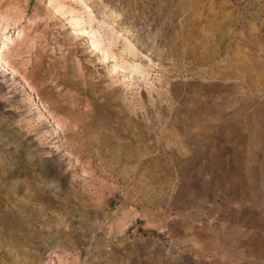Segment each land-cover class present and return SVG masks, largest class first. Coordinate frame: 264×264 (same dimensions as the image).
<instances>
[{"label":"rangeland","instance_id":"rangeland-1","mask_svg":"<svg viewBox=\"0 0 264 264\" xmlns=\"http://www.w3.org/2000/svg\"><path fill=\"white\" fill-rule=\"evenodd\" d=\"M84 2L0 0V264H264V0Z\"/></svg>","mask_w":264,"mask_h":264},{"label":"bare ground","instance_id":"bare-ground-1","mask_svg":"<svg viewBox=\"0 0 264 264\" xmlns=\"http://www.w3.org/2000/svg\"><path fill=\"white\" fill-rule=\"evenodd\" d=\"M48 1L53 10L67 15L69 22L73 26H76L77 29L79 27L84 33L90 36L91 45L94 49L102 53L105 60L113 59L117 61L127 54L135 55V48L128 44L125 39H121L120 36L122 34L116 33L108 28L106 24L98 21L84 0H75L74 3L70 0ZM23 17L25 16L21 14L19 17H16L17 19H14L0 14V71L14 76L18 75V72L13 67L11 58L14 53L17 52L16 43L26 34V29L28 28V22L30 20H24ZM5 21L8 23L3 24ZM15 21H17L16 24L14 23ZM10 24H15L12 30L9 29ZM125 65L129 68L132 67V65H128L127 62H125L124 66ZM25 84L27 89H32L27 81H25Z\"/></svg>","mask_w":264,"mask_h":264}]
</instances>
